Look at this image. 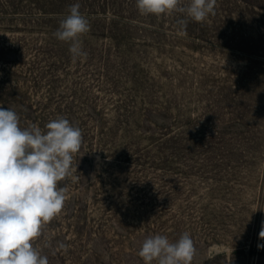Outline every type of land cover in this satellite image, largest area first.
<instances>
[{"label":"rangeland","instance_id":"rangeland-1","mask_svg":"<svg viewBox=\"0 0 264 264\" xmlns=\"http://www.w3.org/2000/svg\"><path fill=\"white\" fill-rule=\"evenodd\" d=\"M76 3L90 30L73 61L54 33ZM214 11L0 0V107L21 128L64 117L83 136L77 179L58 182L62 211L34 241L49 264H144L148 236L184 232L192 264H264V0Z\"/></svg>","mask_w":264,"mask_h":264},{"label":"clouds","instance_id":"clouds-1","mask_svg":"<svg viewBox=\"0 0 264 264\" xmlns=\"http://www.w3.org/2000/svg\"><path fill=\"white\" fill-rule=\"evenodd\" d=\"M217 0H136L141 15L179 12L195 22L215 14ZM80 4L69 7L59 23L55 37L69 44L73 61L86 57L81 36L89 32L88 19L79 11ZM187 19L178 20L180 35H186ZM42 131L36 124L20 127L18 114L0 107V264H49L34 241L42 228L61 211L67 187L58 182L71 177L74 155L83 143L82 131L64 117L50 120ZM259 237L264 239V223ZM48 244H45L47 247ZM264 248V245H258ZM59 248L67 250L60 243ZM197 249L188 232L170 242L163 235H150L138 252L144 264H192Z\"/></svg>","mask_w":264,"mask_h":264}]
</instances>
